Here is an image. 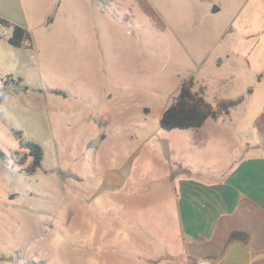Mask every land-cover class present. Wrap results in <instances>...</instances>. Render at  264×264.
Masks as SVG:
<instances>
[{"label":"rangeland","instance_id":"obj_1","mask_svg":"<svg viewBox=\"0 0 264 264\" xmlns=\"http://www.w3.org/2000/svg\"><path fill=\"white\" fill-rule=\"evenodd\" d=\"M121 2L40 1L34 38L65 56L24 72L0 107V264H148L164 241L153 227L176 222L171 187L221 182L238 138L264 142V0ZM191 78L214 106L242 102L199 130L162 129ZM21 141L43 150L33 173Z\"/></svg>","mask_w":264,"mask_h":264},{"label":"crops","instance_id":"obj_2","mask_svg":"<svg viewBox=\"0 0 264 264\" xmlns=\"http://www.w3.org/2000/svg\"><path fill=\"white\" fill-rule=\"evenodd\" d=\"M40 1L0 0V17L28 33L21 47H13L9 38H2V29L6 28L0 24V107L11 93L21 91L24 72L39 67L47 71L45 64L51 52L55 57L65 56L58 43L44 45L34 38L41 23L36 19ZM81 1L83 11L92 7L102 14L122 3ZM7 30L10 37L12 30ZM237 140L241 157L221 182L185 176L177 187H171L167 211L169 219L173 216L176 222L153 227L159 234L164 231V241L152 238L151 250L156 254L148 264H264V142ZM251 149L263 152L248 154ZM167 233L170 237L166 239ZM134 242L143 244L137 239ZM143 258L141 255L137 261Z\"/></svg>","mask_w":264,"mask_h":264},{"label":"trees","instance_id":"obj_3","mask_svg":"<svg viewBox=\"0 0 264 264\" xmlns=\"http://www.w3.org/2000/svg\"><path fill=\"white\" fill-rule=\"evenodd\" d=\"M104 5H109L111 0H97ZM0 24L11 29L12 34L8 39V43L13 47H21L27 38V31L19 25H15L0 17ZM195 82L191 78L184 81L181 85L179 95L173 103L166 109L161 118V128L164 130H199L206 124L207 120L217 121L222 115H229L233 108L241 104V100H220L217 106L209 103L204 94V90L195 91ZM53 93L59 96H66L64 92L54 90ZM21 136L19 132L16 133ZM23 149H28L33 156L32 164L28 167V172L33 173L41 167L44 153L40 146L36 143H24L21 141ZM26 264H35L28 262Z\"/></svg>","mask_w":264,"mask_h":264},{"label":"built area","instance_id":"obj_4","mask_svg":"<svg viewBox=\"0 0 264 264\" xmlns=\"http://www.w3.org/2000/svg\"><path fill=\"white\" fill-rule=\"evenodd\" d=\"M4 36H8L6 33H4Z\"/></svg>","mask_w":264,"mask_h":264},{"label":"water","instance_id":"obj_5","mask_svg":"<svg viewBox=\"0 0 264 264\" xmlns=\"http://www.w3.org/2000/svg\"><path fill=\"white\" fill-rule=\"evenodd\" d=\"M215 10H217V8H216ZM217 11H218V10H217Z\"/></svg>","mask_w":264,"mask_h":264}]
</instances>
